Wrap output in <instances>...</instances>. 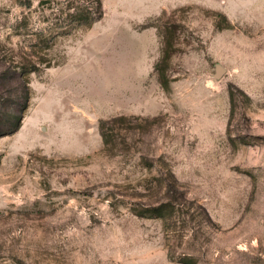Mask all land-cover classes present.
Instances as JSON below:
<instances>
[{"label": "rangeland", "instance_id": "obj_1", "mask_svg": "<svg viewBox=\"0 0 264 264\" xmlns=\"http://www.w3.org/2000/svg\"><path fill=\"white\" fill-rule=\"evenodd\" d=\"M99 1L0 0V264H264V0Z\"/></svg>", "mask_w": 264, "mask_h": 264}, {"label": "trees", "instance_id": "obj_2", "mask_svg": "<svg viewBox=\"0 0 264 264\" xmlns=\"http://www.w3.org/2000/svg\"><path fill=\"white\" fill-rule=\"evenodd\" d=\"M78 1H81L82 2L84 0H78ZM86 1L89 3L90 7H93L91 9H94L95 8L94 12L96 11L97 12V15H99V13H100V1L99 0H86ZM91 12H92V10H91ZM87 15H88L87 13L86 14H83V17H82L83 18V21H86ZM96 17H98V16H96ZM103 137H104V135H103Z\"/></svg>", "mask_w": 264, "mask_h": 264}, {"label": "water", "instance_id": "obj_3", "mask_svg": "<svg viewBox=\"0 0 264 264\" xmlns=\"http://www.w3.org/2000/svg\"><path fill=\"white\" fill-rule=\"evenodd\" d=\"M222 71H223L222 68L219 66L217 70L218 74H221Z\"/></svg>", "mask_w": 264, "mask_h": 264}]
</instances>
